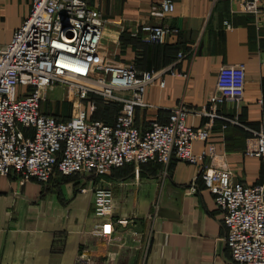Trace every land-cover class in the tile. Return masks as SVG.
Masks as SVG:
<instances>
[{"label": "crops", "instance_id": "crops-1", "mask_svg": "<svg viewBox=\"0 0 264 264\" xmlns=\"http://www.w3.org/2000/svg\"><path fill=\"white\" fill-rule=\"evenodd\" d=\"M83 1L105 19L103 42L113 60L158 72L163 82L159 88L156 79L145 89L133 126L144 132L179 108L188 126L208 128L211 166L228 170L232 184H259L260 162L242 151L250 132L264 134V19L228 0H169L173 12L161 20L148 13L162 0ZM31 2L0 0V45L27 16ZM143 24L167 29L165 42H145ZM234 65L244 71L241 100L218 105L211 117L199 115L217 69ZM114 118L95 121L110 125ZM203 149V143L192 144L194 154ZM208 164L209 159L196 167L177 161L128 164L101 177L53 175L44 184L0 177V264H82L81 252L88 264H231L220 213L200 180ZM95 189L111 192L108 218L92 215ZM116 220L125 225L106 237L91 234L96 223Z\"/></svg>", "mask_w": 264, "mask_h": 264}, {"label": "built area", "instance_id": "built-area-1", "mask_svg": "<svg viewBox=\"0 0 264 264\" xmlns=\"http://www.w3.org/2000/svg\"><path fill=\"white\" fill-rule=\"evenodd\" d=\"M228 1L264 19V0ZM172 12V2L162 0L148 16L161 20ZM105 24L83 0H32L27 16L0 45V177L14 175L21 183L44 184L53 175L101 177L128 164L166 166L177 161L196 167L209 159L199 172L200 180L220 213L231 264H264V134L250 132L246 139L242 155L260 162L262 180L244 186L232 184L228 170L211 166L214 147L208 143V128L188 126L183 110L174 109L165 123L152 122L148 130L138 131L134 109L143 106L144 91L159 73L139 72L113 60L103 42ZM139 31L145 42L155 45H162L169 34L159 24H143ZM157 80L162 88V80ZM55 82L68 83L77 100L98 95L117 101L120 108L112 124L89 118L92 103L66 120L43 114L40 104ZM243 86L241 65L220 66L198 114L211 117L218 105L237 103ZM195 142L204 144L198 154L192 152ZM111 209V192L93 190L94 218H108ZM122 225L125 222L119 220L96 223L91 234L106 237ZM77 259L88 264L82 252Z\"/></svg>", "mask_w": 264, "mask_h": 264}, {"label": "rangeland", "instance_id": "rangeland-1", "mask_svg": "<svg viewBox=\"0 0 264 264\" xmlns=\"http://www.w3.org/2000/svg\"><path fill=\"white\" fill-rule=\"evenodd\" d=\"M44 95L41 112L57 120H66L72 117L78 109L85 107L87 103H92L94 110L89 118L110 123L120 108L117 101L107 100L98 95H90L83 101L77 100L74 89L68 83L55 82L47 88Z\"/></svg>", "mask_w": 264, "mask_h": 264}, {"label": "water", "instance_id": "water-1", "mask_svg": "<svg viewBox=\"0 0 264 264\" xmlns=\"http://www.w3.org/2000/svg\"><path fill=\"white\" fill-rule=\"evenodd\" d=\"M134 226H137V225H136V222L133 224V226H132L131 224H127V225L125 226V228H127V229H132V227H134Z\"/></svg>", "mask_w": 264, "mask_h": 264}, {"label": "trees", "instance_id": "trees-1", "mask_svg": "<svg viewBox=\"0 0 264 264\" xmlns=\"http://www.w3.org/2000/svg\"><path fill=\"white\" fill-rule=\"evenodd\" d=\"M121 35V34H120ZM120 37V36H119ZM91 120H95V119H93V118H90ZM57 120V119H56ZM62 178H68V177H62Z\"/></svg>", "mask_w": 264, "mask_h": 264}]
</instances>
